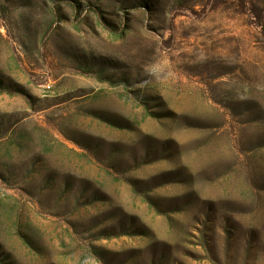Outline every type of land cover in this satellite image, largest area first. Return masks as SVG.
Instances as JSON below:
<instances>
[{
	"label": "rangeland",
	"instance_id": "1",
	"mask_svg": "<svg viewBox=\"0 0 264 264\" xmlns=\"http://www.w3.org/2000/svg\"><path fill=\"white\" fill-rule=\"evenodd\" d=\"M0 264H264V0H0Z\"/></svg>",
	"mask_w": 264,
	"mask_h": 264
}]
</instances>
